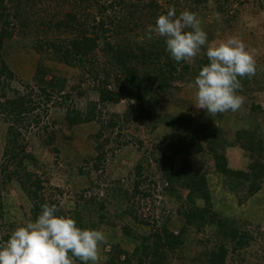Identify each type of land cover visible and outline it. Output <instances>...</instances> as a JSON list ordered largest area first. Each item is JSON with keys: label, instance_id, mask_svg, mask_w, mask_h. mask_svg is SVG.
I'll use <instances>...</instances> for the list:
<instances>
[{"label": "trees", "instance_id": "16d2710c", "mask_svg": "<svg viewBox=\"0 0 264 264\" xmlns=\"http://www.w3.org/2000/svg\"><path fill=\"white\" fill-rule=\"evenodd\" d=\"M44 1L47 2L46 0H0V51L6 40H12L14 30L20 29L22 34L30 36L32 49L45 56V59L87 68L85 71L91 75V80L98 83L96 89L99 98L90 103L85 114L79 111H73L74 114L68 113L66 116L68 125L100 121L98 116L102 113V106L108 103L117 104L122 99H127L132 106L130 115L133 118L138 114H144L146 118L152 119L154 115L144 109V102L149 97L157 102L159 93L163 96L170 95L171 91L177 88L176 84L179 81L193 82L201 67L208 63L206 46L190 61L176 62L166 50L164 38L154 35L152 39H148L146 30L143 32L145 34L143 39H139L137 35L144 27L154 24L158 15L167 11L163 2L168 3L167 5L175 2L177 8L178 5L181 6V0H51L55 4L42 8L44 15L38 21V25L43 26L41 31L44 34L35 33L32 36L31 29L38 30L34 27L35 22L32 21L38 19L34 7L36 4L45 5ZM184 1L189 4H186L187 10L194 13L200 9H211L209 12L210 17L214 19V25L221 23L219 18L221 20L226 18L224 21H229L228 18L235 17L229 15L228 11L235 0ZM236 1L241 5L246 4V0ZM65 4H68L73 11L63 13ZM181 8L176 10L177 14L184 10ZM207 13L201 14V18L206 17ZM34 16L36 18H33ZM98 53L104 55L107 61L99 63L96 57ZM41 64L43 67L39 66L35 79V85L39 87L37 95L44 102H49L55 94L64 91L65 79L53 75L46 82L45 74L47 75L46 71H50V68ZM14 78V72L1 57L0 113L10 116L13 122L9 125L6 134L3 163L0 168L2 173L0 185H7L13 180L18 181L32 203L34 220L40 213L42 204L47 202L57 205V202L45 195L43 180L30 168L38 161L34 154L28 152L27 142L20 128L27 114L35 111L41 100L39 102L32 100L30 96L33 95V89L10 96L7 91L8 81ZM240 79L242 88L238 90L239 94L245 95L251 92L253 80L254 82L256 80L254 76ZM70 97L71 94L68 93L62 96L65 101ZM99 106L101 107L98 108ZM262 110L261 105L250 103L247 117L240 121V126L233 135L225 132L223 126L216 123L218 120L220 123L221 117L224 116L215 119L210 114H206V120L201 121L192 114L168 122L167 125L177 130L180 138L176 144L165 145L159 154L160 158H156L155 162L162 172L166 183L165 189L169 194L179 199L182 197L178 195L181 190L187 192L186 202L179 210L184 225L175 233L167 224L157 228L156 220L151 224L150 220L139 214L140 203L135 199L139 196L147 199L151 194L141 189L140 177L143 166L142 163H138L135 166L136 180L132 190L129 191L119 185L112 189L113 197L119 196L121 201L126 202L121 212L115 214L117 220L112 224L119 226L120 219L130 217L138 225H151L152 229L148 235H144L134 231L133 226L125 224L124 235L139 241V244L132 252L115 246L107 264H171L173 257L181 258V248L185 243L184 230L189 226H195L198 230L206 226H216L221 234L228 236L232 242L231 245L222 242L206 250L205 259H201V264H226L231 249L238 251L249 246L250 235L242 232L230 219L221 216L230 203L224 201L223 208V203L220 208L215 206L208 179L195 165L203 160H211L212 167L222 178L229 192L243 201L251 199L261 190L264 182V137L259 121L263 118ZM120 118V116L117 119L111 118L108 127L115 128ZM124 118L123 124L130 119L126 114L123 115ZM154 122L158 123V120ZM48 139V144L52 143L55 134L50 135ZM228 147L242 149L248 159L245 168L230 167V159L226 155ZM98 149L99 154L93 165L95 169H100L106 160L103 145ZM175 159L180 160L178 165H175ZM200 199L203 201L202 205L198 204ZM80 200L82 203L77 204L70 214L58 208L59 214L72 216L82 228H96L101 223L110 224L105 212L106 199H98L96 195L85 198L81 194ZM2 209L3 203L0 201V218L3 217ZM95 211H98L99 223L94 221ZM9 235L5 234L2 241L8 239ZM75 262L81 264L78 258Z\"/></svg>", "mask_w": 264, "mask_h": 264}, {"label": "rangeland", "instance_id": "374dc122", "mask_svg": "<svg viewBox=\"0 0 264 264\" xmlns=\"http://www.w3.org/2000/svg\"><path fill=\"white\" fill-rule=\"evenodd\" d=\"M46 1H44L45 5L36 4L34 7L38 19L32 21L35 22L34 27L38 30L32 28V36L35 33L44 34L41 31L43 26L38 25V21L44 15L42 8L55 4L51 0ZM246 1V4L242 5L236 0L233 1L228 11L229 15L235 16L234 19L228 18L229 21H224L226 18L223 20L219 18L221 23L217 25L213 24L214 19L210 17L211 9H200L195 13L207 32L209 43L235 36L242 39L255 56L257 71L254 75L256 80L252 83L253 89L248 94H240L243 96V104L235 112L228 111L213 115L204 109L197 108L193 105L195 102L193 83L182 80L176 84L177 88H174L170 95L163 96L159 93L157 102L150 97L144 102V109L154 115L152 119L146 118L144 114H138L133 118L130 115L132 106L127 99H122L117 104L108 103L102 106V113L98 116L100 121L68 125L66 119L68 113L74 114L73 111H79L85 114L90 103L99 98V92L96 89L98 83L91 80V75L85 71L87 68L45 59V56H41L32 49L30 36L22 34L20 29L14 30L12 40L5 41L0 51L1 57L15 74V78L8 81L7 91L10 96L33 89V95L30 96L32 100L36 102L41 100L37 95L39 87L35 85L39 66L43 67L41 63L50 68V71H46L47 75L45 74L46 82L53 75L65 79L64 91L55 94L49 102L41 100L39 107L27 114L20 128L27 142L28 152L34 154L38 161L30 168L40 175L45 186L43 192L48 198L57 202L58 208L70 214L77 204L82 203L81 194L85 198L96 195L98 199H106L105 212L110 224L101 223L100 226H96L106 236L105 242L99 246L97 264H107L115 246L132 252L139 244V241L124 235L125 224L133 226L134 231L144 235H148L152 229L151 225H138L130 217L120 219L119 226L113 225L117 220L115 214L121 212L126 202L121 201L119 196L113 197L112 189L119 185L131 191L136 180L135 166L138 163H142L143 166L142 177H140L141 189L151 194L147 199L140 196L135 199L140 203L139 214L150 220L151 224L156 220L157 228L167 224L168 228L175 233L179 232L184 225L179 210L186 202L187 192L181 190L178 195L182 197L179 199L169 194L165 189L166 183L162 172L155 162L156 158H160L159 154L165 145L176 144L180 138L178 131L167 125L168 122L177 121L179 118L189 117L192 114L199 117L201 121L206 120V114H210L215 119L224 116L221 117L220 123L219 120L216 123L223 126L225 132L233 135L240 126V121L247 117L249 104L255 103L261 105L263 109L261 112L263 118L259 121L264 137V0ZM180 3L181 6L178 5L176 8L175 2L169 5L163 2L167 10L169 7H175L176 10H180V7L184 10L188 9L186 1L181 0ZM66 11H73V9L65 4L62 12ZM204 12L208 13L206 17L201 18ZM145 30L146 27L137 33L139 39L144 38ZM96 57L99 63L107 61L101 53H98ZM66 93L71 94V97L65 101L62 96ZM125 114L130 119L123 124ZM118 116L121 117L119 124L115 128H109V120L113 117L117 119ZM154 120H158V123ZM12 122L10 116L0 113V168L3 163L7 130ZM53 134L55 139L48 144V138ZM102 145L106 160L100 169H95L93 165L99 154L98 147ZM226 155L233 169L245 168L248 163V159L239 147H228ZM179 162V159H175V165ZM212 166L211 160H203L195 165L205 173L208 179L215 206L220 208L223 203V208L224 201L230 203L221 216L233 221L242 232H247L251 237L249 246L238 251L230 250L226 264H264V182L259 192L251 199L243 201L228 191L222 178ZM0 201L3 203V217L0 218V241H2L5 234H10L17 226L33 220V212L32 203L17 180L7 185H0ZM198 204H203L202 199L198 201ZM93 218L96 223H99L98 211L93 213ZM184 231H186L185 243L181 248V258L173 257L171 264H201V259H205L206 250L222 242L232 244L230 238L222 235L216 226H206L200 230L195 226H189ZM75 264L79 263L75 262Z\"/></svg>", "mask_w": 264, "mask_h": 264}, {"label": "clouds", "instance_id": "9594fccd", "mask_svg": "<svg viewBox=\"0 0 264 264\" xmlns=\"http://www.w3.org/2000/svg\"><path fill=\"white\" fill-rule=\"evenodd\" d=\"M164 38L166 50L176 62L190 61L206 46L208 63L193 83L195 105L213 115L235 112L243 104L242 77L256 74L255 56L235 36L209 43L207 32L190 10L177 14L175 7L157 16L146 28V37ZM105 233L99 228H82L69 215L59 214L56 204L45 202L34 220L17 226L0 241V264H97Z\"/></svg>", "mask_w": 264, "mask_h": 264}]
</instances>
